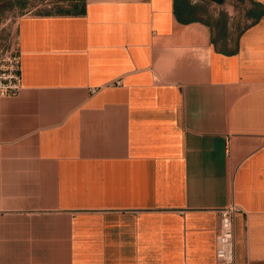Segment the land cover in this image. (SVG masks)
Segmentation results:
<instances>
[{
  "label": "crops",
  "instance_id": "obj_1",
  "mask_svg": "<svg viewBox=\"0 0 264 264\" xmlns=\"http://www.w3.org/2000/svg\"><path fill=\"white\" fill-rule=\"evenodd\" d=\"M0 1V264H264V0Z\"/></svg>",
  "mask_w": 264,
  "mask_h": 264
},
{
  "label": "built area",
  "instance_id": "obj_2",
  "mask_svg": "<svg viewBox=\"0 0 264 264\" xmlns=\"http://www.w3.org/2000/svg\"><path fill=\"white\" fill-rule=\"evenodd\" d=\"M0 55V97L17 96L21 90V54L17 42L10 48L3 49ZM117 84L121 80L116 81ZM95 91V89H93ZM239 210L234 203H228L218 209L220 215L216 235V257L218 264H234L235 229L234 216Z\"/></svg>",
  "mask_w": 264,
  "mask_h": 264
},
{
  "label": "rangeland",
  "instance_id": "obj_3",
  "mask_svg": "<svg viewBox=\"0 0 264 264\" xmlns=\"http://www.w3.org/2000/svg\"><path fill=\"white\" fill-rule=\"evenodd\" d=\"M228 3L232 4L233 8L224 6L223 9L227 13H231L229 15L235 20L237 15H240L245 8V3L242 0H230ZM4 4L6 3L0 1V55L3 49L10 48L17 42L16 22L21 14L28 12L30 9V7L24 9L13 4L5 7Z\"/></svg>",
  "mask_w": 264,
  "mask_h": 264
},
{
  "label": "water",
  "instance_id": "obj_4",
  "mask_svg": "<svg viewBox=\"0 0 264 264\" xmlns=\"http://www.w3.org/2000/svg\"><path fill=\"white\" fill-rule=\"evenodd\" d=\"M216 2H218V3H222L223 2V0H215Z\"/></svg>",
  "mask_w": 264,
  "mask_h": 264
}]
</instances>
